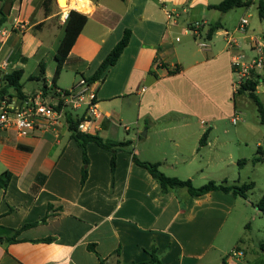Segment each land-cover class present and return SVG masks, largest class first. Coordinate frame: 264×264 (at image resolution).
<instances>
[{
  "label": "crops",
  "instance_id": "crops-1",
  "mask_svg": "<svg viewBox=\"0 0 264 264\" xmlns=\"http://www.w3.org/2000/svg\"><path fill=\"white\" fill-rule=\"evenodd\" d=\"M8 1L0 0V11ZM45 1L13 0L0 26V83L3 75L22 70L27 97L11 104L19 107L39 96L56 104L57 91L73 90L92 78L130 30L118 62L89 84L102 115L93 134L131 145L116 151L112 172V152L89 144L88 178L82 184V150L65 119L24 138L1 131L0 175L8 171L12 178L6 189L0 187V264L146 263L154 250L163 264H248L246 253L239 262L229 258L239 245L231 244L227 230L237 206L247 199L222 191L198 197L186 188L163 191L134 157L159 164L168 177L191 180L195 187L209 181L240 186L237 168H242L240 161L246 164L247 140L222 127L226 117L242 121L232 60L246 55L241 41L252 52L245 57L255 55L251 41L261 38L254 27L248 21L241 32L243 17L231 23L237 8H212L224 0H66V7L59 0L48 6ZM63 10L69 12L65 22ZM196 22L205 23L206 48L188 31ZM16 23L24 28H15ZM214 25L218 30L209 39ZM229 38L238 47H230ZM64 53L56 78L57 55ZM24 79L35 87L27 89ZM251 80L258 83L261 100L264 70L253 71ZM211 163L222 171L218 176L207 172ZM25 225L32 226L16 235L17 242H8L6 231ZM47 238L52 241L44 242Z\"/></svg>",
  "mask_w": 264,
  "mask_h": 264
},
{
  "label": "trees",
  "instance_id": "trees-1",
  "mask_svg": "<svg viewBox=\"0 0 264 264\" xmlns=\"http://www.w3.org/2000/svg\"><path fill=\"white\" fill-rule=\"evenodd\" d=\"M7 1V0H6ZM53 0H46L45 6H48ZM98 1V0H95ZM253 4L252 0H224L220 4L212 6V8H215L221 12H228L235 8H241V7H248ZM258 11L259 16L261 19H264V0H259L258 3ZM7 20V16L3 14V11H0V26H2ZM218 30V27L216 25L210 27L207 31V38L211 39L214 33ZM76 35L73 36L71 39L69 46L74 42ZM131 38V31L126 30L124 33L123 38L120 40V42L114 47V49L111 51V53L108 55V57L104 60V62L101 64L99 69L96 71V73L93 75L92 78L88 79V83H94L106 73V71L114 66L120 56L122 55L125 48L128 46ZM66 56V53L57 55L58 61L60 62L57 71H56V78L60 74L62 70V60H64ZM175 73L179 72V69H176L174 71ZM42 74H40L39 77H41ZM23 76L22 70H15L10 73H7L2 76L1 83H0V102H7L11 103L14 98L19 99L20 101L26 100V96L23 93V84L21 82ZM258 83L256 81H248L246 82L241 89L239 90L238 94H244L248 93L249 97L255 102L258 108V113L260 116L261 123L264 125V104L261 102L259 97L256 94V87ZM47 87L43 88V91L46 93ZM57 96V95H56ZM84 119L83 116L73 114L72 112L68 111L66 114L65 122L67 124L68 130L71 133V138L77 142L79 147L82 150L83 155V169H82V180L81 183L84 184L88 178V165H89V158L87 155V146L91 143L97 144L101 148H104L106 150H109L112 152V160H111V168L112 172L115 171L116 167V151L127 149V147H130L131 142H117L112 140H105L101 138L100 136L96 134H88V133H82L79 131L78 127L80 122ZM207 133L204 134V136L201 139V144L203 145L207 141ZM260 148V152H261ZM260 158H257L256 161H259ZM134 161L141 167H144L149 171V173L152 175L154 179L157 180L159 185L161 186L163 191H168L170 189L175 188H186L191 196L198 197L203 196L209 192L212 191H222L225 193H232L235 196H241L245 199H247V193L251 189L254 188V183L249 184H243L241 186L237 185H227L225 183H216L215 181H209L208 183L200 186L195 187L191 180H181L179 178L175 177H168L163 172L160 171V165L149 163V162H142L137 157H134ZM244 161H240L239 165H242ZM12 178V174L8 171L2 173L0 175V187L3 189H6L8 184L10 183V180ZM258 210H260L264 214V197L262 200L256 205ZM45 221V219H44ZM32 225H25L21 229L18 230H7L11 237L8 239V242H17L16 235L21 232V230L28 228ZM3 238L0 237V241H2ZM44 242H50L52 241V238H47L43 240ZM261 250L264 252V244L261 245ZM130 264H163L156 255V251L154 250L151 254L150 261L146 263H130ZM223 264H228L225 260ZM240 264V263H238Z\"/></svg>",
  "mask_w": 264,
  "mask_h": 264
},
{
  "label": "rangeland",
  "instance_id": "rangeland-1",
  "mask_svg": "<svg viewBox=\"0 0 264 264\" xmlns=\"http://www.w3.org/2000/svg\"><path fill=\"white\" fill-rule=\"evenodd\" d=\"M258 3L259 0H255L248 7L235 9L230 14L232 17L231 23L234 25L238 19L242 17L247 18L250 25L254 27V35L264 41V19H261L259 16ZM60 5L62 7L65 6L64 3H60ZM218 42L222 43V41ZM246 44L247 41H241V48L245 49V56L248 57L252 55V52L246 48ZM70 80L68 77L65 79L68 85L70 84ZM24 84L30 90L35 87L33 83L25 79ZM260 98L264 102V95H260ZM237 100L238 109L242 112L240 114L242 121L234 125L231 122L232 118L226 117L223 127H221L228 129L232 134L235 132L240 133L247 140L248 147L245 146V143L243 144L244 153L242 155L246 164L241 165L242 168H237L241 173L243 181L238 184L241 186L243 184L254 183V188L248 191L247 200L240 202L237 206L236 211L230 219V221L232 220L231 228L227 230L232 231L231 236L233 241L231 244L233 246L235 244L239 245L234 249H239L246 253L248 264H264V252L261 250V245L264 244V214L256 206L264 197V125L261 123L257 105L247 93L237 96ZM83 111L84 109H80L77 112L71 110L70 112L81 114ZM257 158H260V160L256 161ZM231 167L230 163H227L225 169L230 171ZM213 171L214 176H218L222 172L217 170L214 163H211L207 167V172Z\"/></svg>",
  "mask_w": 264,
  "mask_h": 264
},
{
  "label": "built area",
  "instance_id": "built-area-1",
  "mask_svg": "<svg viewBox=\"0 0 264 264\" xmlns=\"http://www.w3.org/2000/svg\"><path fill=\"white\" fill-rule=\"evenodd\" d=\"M69 12L63 10L61 14L62 22L67 21ZM171 19L173 16L169 14ZM204 22H196L188 29L193 34L201 48H206L207 43L202 39L201 31L204 28ZM248 19L243 18L240 21L239 30L246 31ZM15 28H24L21 23H16ZM180 38H177L179 41ZM251 49L255 55L246 58L243 53L234 56L232 67L234 73L238 76L234 83V90L238 93L241 87L249 81L251 73L255 70H264V41L262 39H253ZM228 44L235 48L237 42L229 38ZM57 103L50 104L45 102L42 96L35 97L25 102L22 106L16 107L11 103L0 102V132L13 130L18 137L24 138L33 135L36 132H46L51 126L56 125L66 118L68 111L77 110L85 107L82 115L84 119L79 124V131L82 133L93 134L96 129V122L102 117L96 104V93L90 90V84L82 79L78 85L70 91H57ZM79 116V117H80ZM239 121L238 116L232 120L234 124ZM245 253L242 250L234 249L230 252L229 258L239 262L244 258Z\"/></svg>",
  "mask_w": 264,
  "mask_h": 264
},
{
  "label": "water",
  "instance_id": "water-1",
  "mask_svg": "<svg viewBox=\"0 0 264 264\" xmlns=\"http://www.w3.org/2000/svg\"><path fill=\"white\" fill-rule=\"evenodd\" d=\"M12 1L13 0L8 1L3 8V14H5L6 16L10 14V10L12 8Z\"/></svg>",
  "mask_w": 264,
  "mask_h": 264
},
{
  "label": "bare ground",
  "instance_id": "bare-ground-1",
  "mask_svg": "<svg viewBox=\"0 0 264 264\" xmlns=\"http://www.w3.org/2000/svg\"><path fill=\"white\" fill-rule=\"evenodd\" d=\"M59 2L62 3V4L64 3V5H67V1L66 0H59ZM71 5H72V7L76 8L78 10H83V7L80 4L76 5L75 3H72ZM64 7H66V6H64Z\"/></svg>",
  "mask_w": 264,
  "mask_h": 264
}]
</instances>
